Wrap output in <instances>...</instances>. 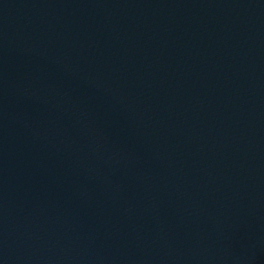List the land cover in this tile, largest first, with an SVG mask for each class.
Wrapping results in <instances>:
<instances>
[{"label": "water", "instance_id": "1", "mask_svg": "<svg viewBox=\"0 0 264 264\" xmlns=\"http://www.w3.org/2000/svg\"><path fill=\"white\" fill-rule=\"evenodd\" d=\"M0 264H264V0H0Z\"/></svg>", "mask_w": 264, "mask_h": 264}]
</instances>
